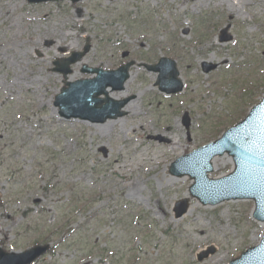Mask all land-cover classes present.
<instances>
[{"label": "rangeland", "instance_id": "rangeland-1", "mask_svg": "<svg viewBox=\"0 0 264 264\" xmlns=\"http://www.w3.org/2000/svg\"><path fill=\"white\" fill-rule=\"evenodd\" d=\"M223 28L230 40L219 42ZM85 46V64H70L66 80L82 66L134 62L122 90L107 88L129 99L123 116L90 123L53 111L63 77L52 63ZM162 56L175 61L177 94L159 92L156 74L140 66ZM203 63L216 67L204 73ZM263 94L264 0H0V246L49 243L33 264H228L264 229L252 202L189 198L175 218L190 180L168 167ZM216 166L209 176L227 174L231 158ZM57 222L63 228L50 234ZM209 246L214 253L196 260Z\"/></svg>", "mask_w": 264, "mask_h": 264}, {"label": "water", "instance_id": "water-1", "mask_svg": "<svg viewBox=\"0 0 264 264\" xmlns=\"http://www.w3.org/2000/svg\"><path fill=\"white\" fill-rule=\"evenodd\" d=\"M27 1L38 3L52 0ZM225 32L226 29L221 31L220 42L228 39L223 36ZM86 50L87 48H84L81 53L74 52L69 58L55 62L53 71L65 76L69 73L68 64L79 60ZM132 64L133 62L129 61L113 71L82 69L83 72L96 73V77L72 83L64 81V86L53 102L58 109V115L65 119L78 118L90 122H103L107 118L122 116L124 112L121 108L127 99L121 102L112 101L107 97L105 87L122 89L128 78V68ZM202 65L204 72L214 68L211 65ZM144 67L158 73L155 85L159 90L167 93L181 90L182 85L172 60L161 58L157 64H144ZM101 94L104 97L98 98ZM185 125L187 126V122ZM224 153L232 158L233 170L224 177L209 178L207 173L212 171L211 159ZM169 173L177 177L188 176L193 181L188 188L190 196L203 205H215L230 199H252V216L264 223V97L242 121L228 128L220 138L177 158L171 163ZM187 207L188 199L177 202L173 210L175 217L185 213ZM47 247L34 246L21 253H6L0 248V264H30L43 254ZM213 251V248H208L200 252L197 259L202 260ZM229 264H264V231L257 245L246 249L239 258Z\"/></svg>", "mask_w": 264, "mask_h": 264}, {"label": "bare ground", "instance_id": "bare-ground-1", "mask_svg": "<svg viewBox=\"0 0 264 264\" xmlns=\"http://www.w3.org/2000/svg\"><path fill=\"white\" fill-rule=\"evenodd\" d=\"M78 64L83 65V64H85V62H84V61L77 62V63H76V66H77ZM81 74H82V73L73 72V74L68 78V80H69V81H72L76 76L81 75ZM53 111H55L54 108H53ZM109 123H110V124H109ZM109 125H111V122H108L107 124H105V125H103V126H100V127L102 128V127L109 126ZM140 129H141V127H140ZM168 143H170V142L167 141V144H168ZM170 148H171V149H174L175 147H174V146H171ZM216 160H217V158L215 157V158H213L212 161H211V165H212L213 169H215V168L217 167V166H216Z\"/></svg>", "mask_w": 264, "mask_h": 264}, {"label": "trees", "instance_id": "trees-1", "mask_svg": "<svg viewBox=\"0 0 264 264\" xmlns=\"http://www.w3.org/2000/svg\"><path fill=\"white\" fill-rule=\"evenodd\" d=\"M130 22V21H129ZM130 25H132V24H130ZM57 230H55V231H53V232H51V233H55ZM36 242H37V240H36Z\"/></svg>", "mask_w": 264, "mask_h": 264}]
</instances>
